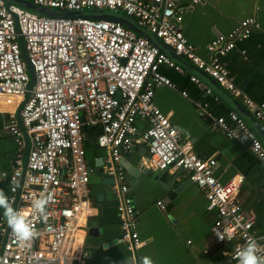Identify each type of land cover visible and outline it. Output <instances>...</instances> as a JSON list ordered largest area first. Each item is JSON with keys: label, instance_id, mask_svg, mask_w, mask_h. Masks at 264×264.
I'll return each instance as SVG.
<instances>
[{"label": "built area", "instance_id": "built-area-1", "mask_svg": "<svg viewBox=\"0 0 264 264\" xmlns=\"http://www.w3.org/2000/svg\"><path fill=\"white\" fill-rule=\"evenodd\" d=\"M27 1L55 10L112 11L133 18L239 99L264 128V103L253 101L237 88L221 61L238 41L259 29L254 17L245 18L229 33L216 36L206 47L207 59L188 42L182 29L184 13L202 0H189L183 9L177 0ZM20 37L35 73L30 91ZM161 67L183 72L149 40L119 23L47 18L0 0V97H18L20 103L27 96L20 122L14 112L7 118L5 131L17 149L10 168L0 173V187L8 183L9 204L38 233L20 247L3 210L0 264H66L71 258L83 262V237L79 233L90 206L93 169L87 164L89 154L93 162L102 160L112 181L119 217L118 241L131 251V264H141L135 254L142 245L138 214L122 165L124 155L140 146L148 153L143 160L147 170L187 172L189 181L203 192L206 209L214 214L212 238L218 244H232L231 250L224 253L228 255L225 260L238 262V252L249 240L256 241L257 255L264 258V233L258 232L255 216L243 210L238 195L244 177L238 175L222 184L214 175L215 156L201 158L195 154L191 142L156 106V87L175 88L159 73ZM190 79L199 84L197 78ZM215 123L225 136L248 147L264 163L263 145L242 117L229 112L227 119L219 118ZM93 128L99 129L96 145L87 149L84 134ZM24 135L29 141L26 162ZM41 197L48 200L43 213L33 208V201ZM157 205L164 210L162 202ZM217 232L224 234V240L219 239Z\"/></svg>", "mask_w": 264, "mask_h": 264}, {"label": "crops", "instance_id": "crops-1", "mask_svg": "<svg viewBox=\"0 0 264 264\" xmlns=\"http://www.w3.org/2000/svg\"><path fill=\"white\" fill-rule=\"evenodd\" d=\"M177 3L183 9L189 0H177ZM248 17H254L260 28L238 41L222 62L237 88L253 101L264 102V0H202L192 11L185 12L182 29L199 55L208 59L207 45ZM180 67L183 72L159 68V73L175 89L156 87V106L169 117L181 136L191 142L195 154L201 158L215 156L214 175L222 184L238 175L244 177L238 192L242 208L255 216L256 229L264 233V163L248 147L225 136L215 123L219 118H228L230 106L226 103L234 105L229 100L231 94L225 92L230 95L226 96L187 61ZM191 77L197 78L199 84L193 83ZM19 106L18 99L0 97V173L10 168L16 154L17 146L5 126L9 113L16 115ZM261 143L264 148V141ZM147 156L146 148L140 146L122 158L129 194L138 214L142 241L135 251L138 261L147 256L152 264H236L224 259V252H229L232 244H218L212 238L214 216L207 211L203 192L189 181L187 172L148 170L144 174L141 165ZM95 163L89 184V211L79 233L83 237L80 251L88 256L83 262L71 258L66 264H127L129 251L123 245L104 247L119 238V217L112 181L106 183L95 177L103 172H100L103 167ZM178 188L179 192L169 197ZM0 191L7 197L8 183L2 184ZM159 201L164 210L157 205ZM3 210L0 208V215ZM90 228H97L98 235L89 236Z\"/></svg>", "mask_w": 264, "mask_h": 264}, {"label": "water", "instance_id": "water-1", "mask_svg": "<svg viewBox=\"0 0 264 264\" xmlns=\"http://www.w3.org/2000/svg\"><path fill=\"white\" fill-rule=\"evenodd\" d=\"M5 1H6L8 6L10 4H13V5H16L19 8L25 10V11H28V12L33 13V14H37V15L42 16V17H47V18H61V19H77V18H80V19H89V20H97V21L98 20H106V21H113V22L119 23L122 26L134 31L138 35H140V36L146 38L147 40H149V42L151 44H153L156 47H158L163 53H165L168 57H170L171 60L174 61L179 67L181 65H183V63L186 62V60H184L182 57L178 56L168 46L164 45L162 43V41L160 39H158L155 35H153L150 32H148L145 28L139 26L138 23L135 20H133L132 18L124 16L122 14H119V13H116V12H112V11H100V10L86 11V12L55 10V9H51V8H48V7L35 5V4H33V3H31V2H29L27 0H5ZM258 24H259V22H258ZM19 43H20V48H21V56H22V58H23V60H24V62L26 64V70H27V73H28L29 78H30L29 79V85H28V89L30 91V90L33 89V86L35 84L34 68H33L31 62L28 59L27 53L25 51V46H24V43H23V40H22L21 37L19 38ZM222 59H221V61H222ZM198 72L200 74H203L207 79H209L213 84H215L219 88V90L224 92V94L226 96L229 95L228 93H225L226 91H223L221 89V87L214 80H212L210 77H208L206 74H204L203 72H201L199 70H198ZM216 98H217V96H216ZM229 98H230L229 100L234 104V105L231 106V105H229V103L225 102L228 106H230L229 112H232V111L236 110V113L240 117H242L244 119V121L247 123V125L253 130L255 135L263 142L264 141V128L253 118V116L243 107V105L240 104L239 101L235 100L232 96H230ZM26 99H27V96L25 97L24 100H26ZM23 103H24V101L20 104V106L18 107V109L16 111V117H17V120L19 122H20L19 115H20V111H21ZM257 103H264V102H257ZM199 113L201 114L202 111L199 112ZM83 131H85V129H83ZM24 141H25V146H26V156H25V162H26L27 154H28V151H29V146H28V141H27L26 135H24ZM87 164L90 166V168L93 169V165H94L93 160H91V159L87 160ZM102 165H103V162H102L101 159H98V161H96V163H95V166H97V167L98 166L100 167ZM141 170L143 171L144 174H146V172L148 171L144 167L143 161H142V165H141ZM102 171H103V168L100 167V172H102ZM93 172H94V170H93ZM178 192H179V188L175 189L174 191H172L169 194V197H171L172 195H176ZM206 206H207V204H206ZM138 234H139V231H138ZM88 235L89 236H97L98 235V229L97 228H90L88 230ZM115 245H123L129 251L127 264H131V251L128 249V247L125 244L120 243L118 241V238L107 242L104 245V247L108 248V247L115 246ZM87 256H88V254L85 252V257H87ZM211 263L219 264V262H211ZM236 264H238V262Z\"/></svg>", "mask_w": 264, "mask_h": 264}, {"label": "clouds", "instance_id": "clouds-1", "mask_svg": "<svg viewBox=\"0 0 264 264\" xmlns=\"http://www.w3.org/2000/svg\"><path fill=\"white\" fill-rule=\"evenodd\" d=\"M48 200L45 197L35 199L33 208L40 213H43ZM0 208L4 209V215L8 226L12 229L13 234L20 247H25L28 242L34 240L38 233L30 227L24 215L14 210L9 204L7 197L3 191H0ZM231 237V230L227 233ZM219 239L224 240V234L217 232ZM258 245L255 240H249L248 243L238 252V264H264V258L257 255ZM132 264H135L133 261ZM141 264H152L150 257H142Z\"/></svg>", "mask_w": 264, "mask_h": 264}, {"label": "trees", "instance_id": "trees-1", "mask_svg": "<svg viewBox=\"0 0 264 264\" xmlns=\"http://www.w3.org/2000/svg\"><path fill=\"white\" fill-rule=\"evenodd\" d=\"M99 133V129L98 128H93V129H87L84 137H85V141H84V146L85 148L89 149L94 147V145H96V140H97V134Z\"/></svg>", "mask_w": 264, "mask_h": 264}, {"label": "rangeland", "instance_id": "rangeland-1", "mask_svg": "<svg viewBox=\"0 0 264 264\" xmlns=\"http://www.w3.org/2000/svg\"><path fill=\"white\" fill-rule=\"evenodd\" d=\"M91 11H94V10H91ZM9 98H10V97H9ZM16 99H18V100L20 101V98H16ZM97 154L100 155V154H102V153H101V152H98ZM90 158L92 159L91 154L88 155V159H90ZM103 168H104V167H103ZM94 173H95V172H94ZM95 177L104 180L106 183H107V181H109V182L111 181V179H110L109 177H107V174H106L105 168H104L103 172L100 173V175H98V174L96 173Z\"/></svg>", "mask_w": 264, "mask_h": 264}, {"label": "bare ground", "instance_id": "bare-ground-1", "mask_svg": "<svg viewBox=\"0 0 264 264\" xmlns=\"http://www.w3.org/2000/svg\"><path fill=\"white\" fill-rule=\"evenodd\" d=\"M178 6H179V4H178ZM100 11H102V10H100ZM83 12H86V11H83ZM186 12H188V11H186ZM117 13V12H116ZM119 14H122V13H119ZM185 14V13H184ZM122 15H124V14H122ZM124 16H126V15H124ZM127 17H129V16H127ZM131 18V17H130ZM133 19V18H132ZM134 20V19H133ZM103 21H106V20H103ZM113 22V21H112ZM121 25V24H120ZM124 27V26H123ZM126 28V27H125ZM25 63V62H24ZM30 79V78H29ZM4 97H11V98H18V97H12V96H4ZM24 101V100H23ZM23 101H21L20 102V104L23 102ZM21 112V111H20ZM16 116V115H15ZM17 118V117H16ZM19 118H20V115H19ZM28 141V140H27ZM25 142V141H24ZM28 146H29V141H28ZM29 152V151H28ZM28 155V154H27ZM24 156H26V146H25V153H24ZM213 216H214V214H213ZM223 244V243H222ZM225 253V252H224ZM228 257V255L226 254V255H224V259L225 258H227Z\"/></svg>", "mask_w": 264, "mask_h": 264}]
</instances>
